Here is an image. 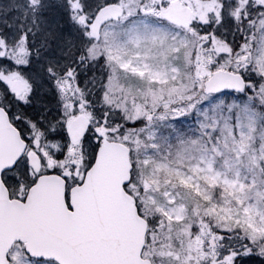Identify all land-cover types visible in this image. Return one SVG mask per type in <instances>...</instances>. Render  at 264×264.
I'll return each mask as SVG.
<instances>
[{
    "label": "snow or ice",
    "instance_id": "snow-or-ice-1",
    "mask_svg": "<svg viewBox=\"0 0 264 264\" xmlns=\"http://www.w3.org/2000/svg\"><path fill=\"white\" fill-rule=\"evenodd\" d=\"M0 264H264V0H0Z\"/></svg>",
    "mask_w": 264,
    "mask_h": 264
}]
</instances>
